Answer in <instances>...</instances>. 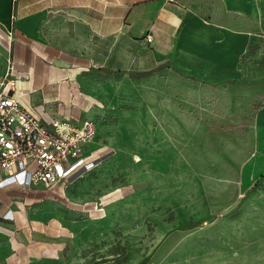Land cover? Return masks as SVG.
<instances>
[{"label":"rangeland","instance_id":"rangeland-1","mask_svg":"<svg viewBox=\"0 0 264 264\" xmlns=\"http://www.w3.org/2000/svg\"><path fill=\"white\" fill-rule=\"evenodd\" d=\"M253 43L263 64L264 39ZM3 68L0 53V80ZM97 70L78 74L94 100L93 155L34 200L65 229L64 253L28 264H264V183L241 177L260 99L230 108L174 67Z\"/></svg>","mask_w":264,"mask_h":264},{"label":"crops","instance_id":"crops-1","mask_svg":"<svg viewBox=\"0 0 264 264\" xmlns=\"http://www.w3.org/2000/svg\"><path fill=\"white\" fill-rule=\"evenodd\" d=\"M263 1L0 0L2 75L9 56L12 91L45 122L93 119V97L78 75L91 67L111 73L133 66L134 78L174 67L194 90L226 96L230 108L236 95L247 108L260 99L255 151L242 165L241 177L244 185L260 178L264 183V62L252 64L261 53L252 39H264L257 13ZM55 186L65 184L24 187L0 173V264L63 255L65 229L55 215L40 217L42 207L34 203Z\"/></svg>","mask_w":264,"mask_h":264},{"label":"built area","instance_id":"built-area-1","mask_svg":"<svg viewBox=\"0 0 264 264\" xmlns=\"http://www.w3.org/2000/svg\"><path fill=\"white\" fill-rule=\"evenodd\" d=\"M6 62L0 80V173L13 176L24 187L65 184L92 157L93 151L86 149L96 137L97 123L91 118L45 122L34 115L12 91L13 81L7 77L13 61L7 56Z\"/></svg>","mask_w":264,"mask_h":264}]
</instances>
